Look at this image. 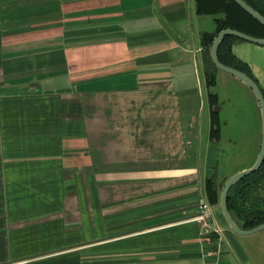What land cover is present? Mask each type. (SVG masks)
<instances>
[{"label": "crops", "instance_id": "crops-1", "mask_svg": "<svg viewBox=\"0 0 264 264\" xmlns=\"http://www.w3.org/2000/svg\"><path fill=\"white\" fill-rule=\"evenodd\" d=\"M214 29L195 0H0V264H263L204 190L220 81L261 130L247 85L206 83ZM231 50L264 95V45Z\"/></svg>", "mask_w": 264, "mask_h": 264}, {"label": "trees", "instance_id": "trees-1", "mask_svg": "<svg viewBox=\"0 0 264 264\" xmlns=\"http://www.w3.org/2000/svg\"><path fill=\"white\" fill-rule=\"evenodd\" d=\"M195 1L197 10L199 12L212 14L215 22V29L212 32H203L202 34L205 80L208 85H212L215 82V71L217 67L210 59L209 47L217 31L224 27H231L254 36L264 37V25L253 18L233 0ZM245 1L259 13L264 15V0ZM237 40L243 39L234 35H225L220 41L217 49L218 59L224 64L246 72L255 80L248 71L245 62L232 53L231 45ZM213 97L215 99L216 95L214 94ZM210 133V137L213 139L219 137V119L216 110L211 111ZM217 184V162L214 160L211 164L208 161L207 173L204 180V190L210 203L217 204L218 202ZM226 203L232 218L239 226L249 228L264 222V158L255 171L244 175L229 187ZM219 216L222 221L226 223L220 210Z\"/></svg>", "mask_w": 264, "mask_h": 264}, {"label": "rangeland", "instance_id": "rangeland-1", "mask_svg": "<svg viewBox=\"0 0 264 264\" xmlns=\"http://www.w3.org/2000/svg\"><path fill=\"white\" fill-rule=\"evenodd\" d=\"M218 70L228 74L222 69ZM235 82L239 84L238 81ZM217 91L218 99L214 108L217 110L220 124L219 137L208 144V161L211 164L214 160L217 162L219 206L220 189L225 179L233 172L253 163L259 147L260 130L257 128L259 114L252 120L246 97L237 85L220 81ZM258 113H260L259 107Z\"/></svg>", "mask_w": 264, "mask_h": 264}, {"label": "water", "instance_id": "water-1", "mask_svg": "<svg viewBox=\"0 0 264 264\" xmlns=\"http://www.w3.org/2000/svg\"><path fill=\"white\" fill-rule=\"evenodd\" d=\"M233 1L236 2L240 7H242L247 13H249L258 22L264 25V15L259 13L245 0H233ZM225 35H234L243 40L250 41L256 44H260V45H264V37L254 36V35L248 34L246 32H243L235 28L224 27L218 30L217 33L213 36L211 43H210V47H209V56L213 64L217 68L228 72L229 74L234 76L236 79L240 80L245 85H247L252 90L253 94L255 95L259 108H260L261 130H260V142H259V148H258L257 155L253 163L250 166L244 167L242 169H239L233 172L225 179V181L223 182L221 186L220 195H219L220 212L223 215L230 229L238 234H249L257 230L263 229L264 222H261L249 228H243L239 226L235 222V220L232 218L228 210L227 203H226V196H227L229 187L233 183H235L237 180H239L244 175L252 171H255L263 161V158H264V95L258 83L250 75H248L246 72L236 67L224 64L218 59L217 49H218L220 41L223 39Z\"/></svg>", "mask_w": 264, "mask_h": 264}, {"label": "built area", "instance_id": "built-area-1", "mask_svg": "<svg viewBox=\"0 0 264 264\" xmlns=\"http://www.w3.org/2000/svg\"><path fill=\"white\" fill-rule=\"evenodd\" d=\"M199 211L196 213L192 219L198 221L201 226H202V233L206 236L205 242L207 245H213L214 249H210L211 253L218 254L219 252V245H220V232H221V227L214 225L213 222L211 221V216H212V210L213 206L210 205L207 201L201 202L199 204Z\"/></svg>", "mask_w": 264, "mask_h": 264}]
</instances>
